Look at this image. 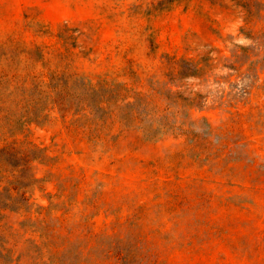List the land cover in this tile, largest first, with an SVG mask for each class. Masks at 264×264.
<instances>
[{
	"label": "rangeland",
	"instance_id": "1",
	"mask_svg": "<svg viewBox=\"0 0 264 264\" xmlns=\"http://www.w3.org/2000/svg\"><path fill=\"white\" fill-rule=\"evenodd\" d=\"M181 59L206 69L181 82L206 97L189 140L98 137L57 110L28 129L51 158L33 198L60 194L56 232L95 246L81 264H264V0H0L6 93L66 73L115 79L139 109H190L166 98Z\"/></svg>",
	"mask_w": 264,
	"mask_h": 264
},
{
	"label": "trees",
	"instance_id": "2",
	"mask_svg": "<svg viewBox=\"0 0 264 264\" xmlns=\"http://www.w3.org/2000/svg\"><path fill=\"white\" fill-rule=\"evenodd\" d=\"M205 72V66L193 60L181 59L172 65L174 82L180 88L184 87L181 82ZM172 94L166 95L168 105L179 102L190 109H139L136 102L141 95H129L126 85L115 79L93 82L66 73L24 75L7 93L0 90V105L6 107L0 109V264H81L95 248L56 232L53 222L66 213H60V194L46 193L48 205L35 202L34 191H44V187L34 164L51 158L29 138L31 125L57 110L81 121L98 137L107 132L101 129L117 125L120 130L137 129L147 140L166 135L188 139L196 123L189 114L192 108L201 109L206 97L186 86Z\"/></svg>",
	"mask_w": 264,
	"mask_h": 264
}]
</instances>
